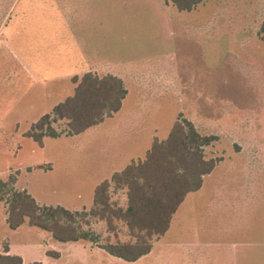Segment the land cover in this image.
<instances>
[{"label":"rangeland","instance_id":"rangeland-1","mask_svg":"<svg viewBox=\"0 0 264 264\" xmlns=\"http://www.w3.org/2000/svg\"><path fill=\"white\" fill-rule=\"evenodd\" d=\"M85 72L119 77L121 108L78 135L57 121L60 136L39 147L25 132ZM179 115L214 137L203 154L217 164L147 255L128 263L27 223L11 230L3 202L0 253L8 246L22 264H264V0H203L190 12L169 0H0L1 181L16 174L37 204L87 210L94 187Z\"/></svg>","mask_w":264,"mask_h":264},{"label":"trees","instance_id":"trees-1","mask_svg":"<svg viewBox=\"0 0 264 264\" xmlns=\"http://www.w3.org/2000/svg\"><path fill=\"white\" fill-rule=\"evenodd\" d=\"M169 1L178 12H190L203 0ZM71 83L72 95L25 132L39 147L44 137L60 136L52 127L57 121L65 122L70 136L101 124L119 111L127 93L123 81L112 74L98 76L85 72L71 78ZM213 140V136L199 134L190 121L179 115L166 138H154L142 159L130 161L94 187L87 210L41 206L25 190H16V174L10 175L6 181L0 180L5 222L11 230L27 223L61 243L88 241L113 258L135 262L151 251L155 240L164 236L186 195L197 192L203 177L214 169L217 160L206 159L203 154V147ZM119 193L125 198L123 205L113 200V195ZM93 223L103 224L106 233L103 238L91 229ZM120 233L124 240L119 239ZM46 255L58 257L53 252ZM0 264H22V260L9 254L8 246L4 245Z\"/></svg>","mask_w":264,"mask_h":264}]
</instances>
